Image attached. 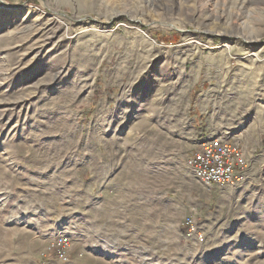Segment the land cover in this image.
Instances as JSON below:
<instances>
[{
  "label": "rangeland",
  "instance_id": "obj_1",
  "mask_svg": "<svg viewBox=\"0 0 264 264\" xmlns=\"http://www.w3.org/2000/svg\"><path fill=\"white\" fill-rule=\"evenodd\" d=\"M0 264H264V0H0Z\"/></svg>",
  "mask_w": 264,
  "mask_h": 264
},
{
  "label": "built area",
  "instance_id": "obj_2",
  "mask_svg": "<svg viewBox=\"0 0 264 264\" xmlns=\"http://www.w3.org/2000/svg\"><path fill=\"white\" fill-rule=\"evenodd\" d=\"M197 143V147L188 164L206 184L235 185L242 179V173L248 166L249 157L238 139H223L219 136H206ZM189 235H196L204 241V234L197 230L193 217L185 221ZM71 239L66 233H60L52 243V249L60 260H67Z\"/></svg>",
  "mask_w": 264,
  "mask_h": 264
},
{
  "label": "bare ground",
  "instance_id": "obj_3",
  "mask_svg": "<svg viewBox=\"0 0 264 264\" xmlns=\"http://www.w3.org/2000/svg\"><path fill=\"white\" fill-rule=\"evenodd\" d=\"M171 7L168 6L167 9H170ZM132 11V10H131ZM131 11L128 10L127 11H124V13H126L129 17H131V20L135 21V22H143V17L141 15H138V14H133L134 16H132L131 14ZM122 12V11H121ZM120 10H117V11H113L111 12V14L108 16L109 17H115L116 15H119L120 13ZM145 13V12H144ZM171 23H174V22H171Z\"/></svg>",
  "mask_w": 264,
  "mask_h": 264
}]
</instances>
